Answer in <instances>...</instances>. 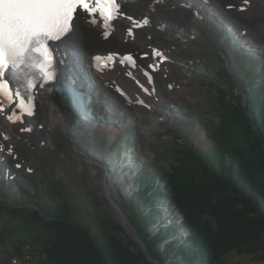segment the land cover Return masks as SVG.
<instances>
[{
	"label": "rangeland",
	"instance_id": "obj_1",
	"mask_svg": "<svg viewBox=\"0 0 264 264\" xmlns=\"http://www.w3.org/2000/svg\"><path fill=\"white\" fill-rule=\"evenodd\" d=\"M222 3L223 1L218 2L222 11L228 14ZM257 6L263 9L258 15L264 17V0H259ZM229 9L231 13L232 10H236L237 14H248L249 11L241 3L230 6ZM188 11L183 10L178 13V24L163 20L160 22L157 18L158 31L160 24L163 31L174 35L172 37L163 35L167 39L163 48L168 51L167 59L170 61L168 65L172 68H162L167 74L174 76L175 85L182 89L174 103L166 106L163 101L150 105L147 119L143 121L129 114L125 109H118L119 113L126 115L125 118L130 119L132 124L118 129L115 123L98 121L91 135L95 145H98L103 154L109 156V164L118 169L113 175L114 181H108L111 195L102 191L104 169L100 164L79 158L82 156V152L79 151L55 153L48 145L47 138L34 136L29 142L20 144L16 148L22 166L17 167L15 171L2 168L4 166L0 167V176H7L6 180L9 181L0 198V264L44 263L40 241L27 240L20 245L19 250L13 249V251L8 246L12 238H21L26 234L10 232L12 223L17 225L22 222L23 211L20 209H24L25 204L29 207V211L31 209L41 211V215L46 219H49L52 213L48 204L67 205L76 222L94 232L111 229L110 224H118L120 230L116 233L121 238L127 236L139 248L117 216L114 206L116 205L125 214L129 222L134 216L138 217L139 223L135 225L136 227L130 223L136 233L137 228L147 227V220L151 216L147 208L150 207H145L142 200L137 199L140 177L143 176L146 181L153 177L154 181L164 188L167 186L164 175L171 170L174 163H177V157L180 155L178 151L187 150L186 146L201 152L210 150L212 143L208 136L213 129L221 126L219 107L221 86L235 83L234 94L243 95L244 103L247 83L241 74L252 75L254 82L264 89V50L263 52L259 50L261 53L257 57L254 56V51L251 52V57H244L248 47L240 46V43L235 44L237 39L226 34L223 28L220 32L216 26L212 27L211 23L196 24ZM262 24L264 29V22ZM194 28L199 32L196 33ZM222 33L228 39L226 43L221 39ZM231 44H235L236 48ZM243 49L246 53L242 51ZM168 65L165 64L166 67ZM51 90L52 88L48 89ZM55 92L58 94V91ZM191 95L194 96V100L191 99ZM67 98L75 106L77 113L75 120L77 122L82 118L89 120L87 114L83 112L85 106L81 104L83 106L79 105V107L74 102L73 96ZM102 107L104 110L108 109L107 103L103 101ZM156 121L158 125L155 126ZM113 128L118 129L120 133L117 134L121 135L115 142H111V147H108V141L113 138ZM202 136L205 137L204 141ZM54 144L58 148L63 147L62 140L56 139ZM123 158L125 162L122 163ZM9 167L11 164L7 168ZM130 169L132 173L136 171L137 175L134 176L131 172L128 174ZM17 195L20 199H17ZM157 205L162 212L163 226L178 225L183 220L179 218L170 201H159ZM29 223L31 224V221ZM158 227L151 226L149 232L155 233ZM179 237L175 235L173 239L178 240ZM46 238L48 235L44 234L42 239ZM179 240L182 243L184 235H181ZM222 264H264V262L259 256L248 254L246 251H230L225 255Z\"/></svg>",
	"mask_w": 264,
	"mask_h": 264
},
{
	"label": "trees",
	"instance_id": "obj_2",
	"mask_svg": "<svg viewBox=\"0 0 264 264\" xmlns=\"http://www.w3.org/2000/svg\"><path fill=\"white\" fill-rule=\"evenodd\" d=\"M241 76L247 83L245 103L243 95L235 96V83L219 88L221 126L208 136L210 150L178 151L164 188L153 177H140L137 199L150 207L151 216L137 233L152 261L116 233L118 224L94 232L76 222L69 206L56 204H48L49 219L25 204L22 222L10 221V232L26 234L12 238L9 249L40 241L43 264H222L230 251H246L264 262V89L252 75ZM159 201L172 203L180 224L162 225ZM130 223L136 227L138 217ZM151 226L159 227L151 233ZM175 235H184V241Z\"/></svg>",
	"mask_w": 264,
	"mask_h": 264
},
{
	"label": "bare ground",
	"instance_id": "obj_3",
	"mask_svg": "<svg viewBox=\"0 0 264 264\" xmlns=\"http://www.w3.org/2000/svg\"><path fill=\"white\" fill-rule=\"evenodd\" d=\"M222 1L224 4L221 5L228 14L222 11L218 4ZM258 1L135 0L127 2L118 0L121 11L138 21V27H134L132 21L127 18H119L111 21L112 27L106 28L98 13L96 23L93 24L89 13L77 8L72 20V30L61 41L54 42L61 70L56 87L53 86L51 91L38 89L34 114L13 115L12 119L16 121L15 123L7 119V115L13 112L14 106L10 108L8 103H4L5 112L0 113V147L3 148L0 151V167L4 166L2 168L15 171L17 164L22 166L16 148L20 144L29 142L34 136L47 138L48 145L55 153L79 151L82 152L79 158L100 164L104 169L102 191L111 195L108 181H114L113 175L118 169L109 164V156L103 154L91 139L98 121L115 123L118 129L132 124L131 120L119 113L118 109L127 110L140 121L146 120L150 105L164 101L166 106H170L182 92V89L175 85L174 76L162 69L172 68L168 65L170 63L167 59L168 51L163 46L167 42L166 36L174 35L163 31L160 24L158 31L157 18L160 22L163 20L178 24V13L189 10V16L196 24L211 23L212 27L216 26L219 31L223 28L226 34L237 39L235 44L240 43V46L248 47L247 53L242 50L246 53L244 57H251L252 51L257 57L264 50L262 28L264 17L258 15L263 12V9L257 6ZM236 2L244 5L249 10L248 14H237L236 10H232L231 13L229 7L237 4ZM145 19L148 21L146 24L143 23ZM129 28L132 29V35L128 33ZM194 30L196 33L199 32L196 28ZM221 39L224 42L228 41L224 33ZM235 44L231 46L236 48ZM154 50L161 52L163 56H156ZM109 56L112 57L110 61L107 59ZM95 57L103 59L96 61ZM128 57L132 59L129 60ZM55 91H58V94ZM67 96H73L78 106L84 105V108L88 109L86 116L89 120L84 118L78 122L75 120L76 109ZM193 98L194 96L191 95V99ZM102 100L107 103L108 109L104 110ZM154 125H158L157 121ZM24 128L30 131H22ZM118 129L113 128V138L108 141V147L112 146V141L119 139L121 134H117L120 133ZM5 136L9 137L7 141L4 139ZM202 137L204 141L205 137ZM56 139L62 140V148L54 144ZM81 140L85 144L83 141L80 143ZM10 164L11 167L7 168ZM6 178L5 175L0 176V198L5 185L9 183ZM115 211L122 221H128L126 217L123 218L124 213L118 207H115ZM130 228V231L137 235L131 225Z\"/></svg>",
	"mask_w": 264,
	"mask_h": 264
},
{
	"label": "snow or ice",
	"instance_id": "obj_4",
	"mask_svg": "<svg viewBox=\"0 0 264 264\" xmlns=\"http://www.w3.org/2000/svg\"><path fill=\"white\" fill-rule=\"evenodd\" d=\"M77 8L88 12L93 24L98 13L106 28L112 27L110 21L119 18H127L134 27L139 26L138 21L121 11L118 0H0V113L5 112V102L10 108L14 106L7 115L9 121L15 123L12 117L20 113L34 114V90L55 78V49L50 42L61 41L72 30ZM128 33L132 35L131 28ZM154 54L163 56L156 50ZM102 59L95 57L96 61Z\"/></svg>",
	"mask_w": 264,
	"mask_h": 264
},
{
	"label": "water",
	"instance_id": "obj_5",
	"mask_svg": "<svg viewBox=\"0 0 264 264\" xmlns=\"http://www.w3.org/2000/svg\"><path fill=\"white\" fill-rule=\"evenodd\" d=\"M124 1H127V2H131V1H135V0H124ZM116 207V205H115ZM123 218L125 219V214L122 215ZM124 226L127 228V232L129 233V235L135 240V242L138 244L139 248L142 249L144 251V253L146 254V256L150 259V261H152L146 247L144 246V242L135 234H133L130 230V225L128 221H122Z\"/></svg>",
	"mask_w": 264,
	"mask_h": 264
}]
</instances>
